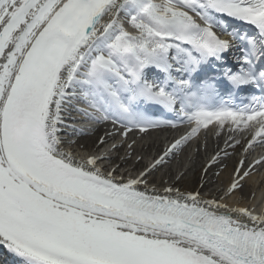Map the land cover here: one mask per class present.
Here are the masks:
<instances>
[{
	"label": "snow or ice",
	"instance_id": "1",
	"mask_svg": "<svg viewBox=\"0 0 264 264\" xmlns=\"http://www.w3.org/2000/svg\"><path fill=\"white\" fill-rule=\"evenodd\" d=\"M238 44L234 68L203 71ZM249 86L260 95L223 99ZM181 127L146 163L136 135ZM225 127L243 143L230 136L198 187L187 172L155 186ZM236 147H264V0H0V248L18 264H264V207L221 203L264 154L240 160L219 199L203 194Z\"/></svg>",
	"mask_w": 264,
	"mask_h": 264
},
{
	"label": "bare ground",
	"instance_id": "2",
	"mask_svg": "<svg viewBox=\"0 0 264 264\" xmlns=\"http://www.w3.org/2000/svg\"><path fill=\"white\" fill-rule=\"evenodd\" d=\"M234 135H236L237 139H240L241 143H243V139L238 134ZM230 136H232V134H229L227 138H221V142L218 141V144L213 139H208L206 144L200 142L201 150L199 153L188 149L186 153L182 154L180 157L177 155L175 158L171 159L165 167L161 168L160 171L155 174V186L160 187L161 178L168 181L170 177H174L180 172H187L185 186L189 188L198 187V183L200 181L199 173L202 166L206 164L217 152L227 147L226 142L229 140ZM168 143L169 138H165V135L161 133L151 134L139 141L137 151H143V154L145 155V162L147 163L153 156L157 155L165 147H167ZM230 150L233 151L232 149H229L228 151ZM76 151L81 156H87L89 151H95V148H93L90 144L85 151L80 148H77ZM124 151V149H121L119 155L123 156ZM261 154H264V147H258L256 151H251V155L246 154L241 147H236L234 154L226 158L224 161L227 167L218 164L212 169L213 173L218 174L211 176L207 187L203 189V194L205 196L216 197L219 199L220 196L224 195L230 181L234 178L233 169L237 163L242 159L251 163L254 161L253 158L255 156L260 157ZM132 160H135L134 156ZM125 167L127 170L132 171L133 162H130ZM263 170L264 168H259V173H252L251 177L247 180L243 191H237L234 195L226 196L223 200H221V203H227L232 207H250L257 209L264 207ZM132 175H135V171H132ZM127 178V175H125V179ZM238 197L243 199L242 202H239V199L237 200Z\"/></svg>",
	"mask_w": 264,
	"mask_h": 264
},
{
	"label": "rangeland",
	"instance_id": "3",
	"mask_svg": "<svg viewBox=\"0 0 264 264\" xmlns=\"http://www.w3.org/2000/svg\"><path fill=\"white\" fill-rule=\"evenodd\" d=\"M238 199H239V202H242V200H243L242 198H239V197L237 198V200H238ZM240 204H241V203H240Z\"/></svg>",
	"mask_w": 264,
	"mask_h": 264
}]
</instances>
